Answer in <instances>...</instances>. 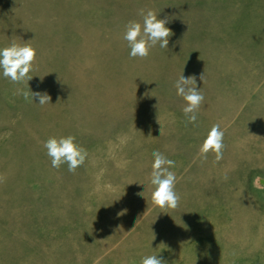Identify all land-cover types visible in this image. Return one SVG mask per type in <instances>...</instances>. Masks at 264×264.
Here are the masks:
<instances>
[{"label":"rangeland","instance_id":"obj_1","mask_svg":"<svg viewBox=\"0 0 264 264\" xmlns=\"http://www.w3.org/2000/svg\"><path fill=\"white\" fill-rule=\"evenodd\" d=\"M140 9L173 33L145 59L122 39ZM13 40L37 50L28 86L51 100L0 71V264H264V0H0V48ZM182 74L205 97L195 124ZM217 123L223 158L203 160ZM67 135L89 154L75 173L43 147ZM154 151L175 161L168 214L138 195Z\"/></svg>","mask_w":264,"mask_h":264},{"label":"clouds","instance_id":"obj_2","mask_svg":"<svg viewBox=\"0 0 264 264\" xmlns=\"http://www.w3.org/2000/svg\"><path fill=\"white\" fill-rule=\"evenodd\" d=\"M138 15L141 18L140 20H129L124 25L122 39L130 49V57L145 59L157 45L161 49H167L169 39L173 35L172 30L166 26L169 22L168 18H158V14L152 9H140ZM36 57L37 50L31 44L28 42L17 43L13 40L8 46L0 48V71H2L3 77L10 82L28 86V82L33 79L30 73L35 71ZM200 79L204 83L205 71L201 74ZM174 87L176 95L185 102L182 109L185 123L195 124L197 114L205 99L202 92L197 88L196 77L189 76L186 78L182 74L174 81ZM16 94L22 95L25 100L29 98L32 100L38 99V104L41 106L49 104L51 100L46 91L33 92L29 89V86L26 91L18 88ZM161 135H163L162 126L160 128ZM224 135L225 133L220 124H213L199 147V156L203 160H207L208 154L212 153L215 161H220L223 158L225 149ZM43 147L46 149V154L50 158L53 168L59 169L61 165L67 164L68 171L71 173H75L79 167L84 165L89 155L88 151L76 142L74 135L49 137L43 142ZM152 155L154 160L151 164L149 178V184L153 189L151 198L149 200L143 194L144 192H140L138 195L146 198L149 207L156 206L161 209V213L168 214L167 210L176 209L181 200L180 194L176 191V174L170 170L175 167V161L166 158L159 151H154ZM3 179L4 177L0 176V181ZM225 179H227V176H225ZM261 181L260 178L254 180V186L264 187ZM126 211V209L122 210L117 215H124ZM141 264H166V261L158 258V255H149L142 258Z\"/></svg>","mask_w":264,"mask_h":264}]
</instances>
